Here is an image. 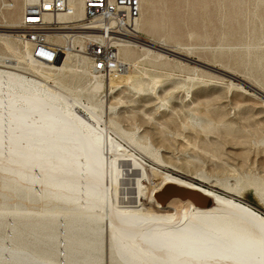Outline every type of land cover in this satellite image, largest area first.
Here are the masks:
<instances>
[{
  "label": "bare ground",
  "instance_id": "6f19581e",
  "mask_svg": "<svg viewBox=\"0 0 264 264\" xmlns=\"http://www.w3.org/2000/svg\"><path fill=\"white\" fill-rule=\"evenodd\" d=\"M35 2L23 0L24 8ZM70 6L82 16L81 0H70ZM140 17L119 49L123 74L131 48L144 57L181 59L163 45L140 40ZM60 42L68 45L65 55L88 65L90 91L98 92L104 77L76 50L80 41ZM24 45V71L9 60L0 65L15 73L0 78V264H264L263 211L238 195L147 163L131 142L125 145L122 135L101 127L94 110L66 102L52 85L27 80L62 67L33 59ZM122 163L137 177L126 203L117 192ZM174 188L182 195L165 201ZM13 196L39 206L9 209Z\"/></svg>",
  "mask_w": 264,
  "mask_h": 264
},
{
  "label": "rangeland",
  "instance_id": "374dc122",
  "mask_svg": "<svg viewBox=\"0 0 264 264\" xmlns=\"http://www.w3.org/2000/svg\"><path fill=\"white\" fill-rule=\"evenodd\" d=\"M23 10V0H0V65L9 60L21 71L28 50L18 36ZM139 25L141 41L181 59L131 48L127 72L100 77L103 87L93 93L88 65L70 55L52 76L26 78L94 110L100 126L131 142L147 163L264 212V0H142ZM12 74L0 68V78ZM120 170L117 192L126 203L137 177L126 163ZM12 200V210L39 206Z\"/></svg>",
  "mask_w": 264,
  "mask_h": 264
},
{
  "label": "built area",
  "instance_id": "2783aa9c",
  "mask_svg": "<svg viewBox=\"0 0 264 264\" xmlns=\"http://www.w3.org/2000/svg\"><path fill=\"white\" fill-rule=\"evenodd\" d=\"M142 0H81L77 16L70 0H36L22 12L19 38L30 46L31 57L56 64L67 51L60 41L79 40L76 46L102 77L123 73L119 49L133 35Z\"/></svg>",
  "mask_w": 264,
  "mask_h": 264
},
{
  "label": "water",
  "instance_id": "95a60500",
  "mask_svg": "<svg viewBox=\"0 0 264 264\" xmlns=\"http://www.w3.org/2000/svg\"><path fill=\"white\" fill-rule=\"evenodd\" d=\"M184 60V59H183ZM182 190L178 188H174L171 192H168L164 195V200H168L169 198L175 197L176 195L181 194L182 195Z\"/></svg>",
  "mask_w": 264,
  "mask_h": 264
}]
</instances>
